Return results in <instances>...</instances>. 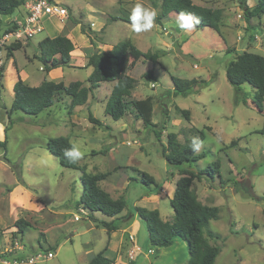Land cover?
I'll list each match as a JSON object with an SVG mask.
<instances>
[{
  "label": "rangeland",
  "instance_id": "obj_1",
  "mask_svg": "<svg viewBox=\"0 0 264 264\" xmlns=\"http://www.w3.org/2000/svg\"><path fill=\"white\" fill-rule=\"evenodd\" d=\"M55 1L69 9V22L73 26L78 23L71 17L90 26L91 22L94 25L101 23L107 14L106 21L103 22L105 27L92 45L82 47L76 44L82 50L86 48L85 55H90L93 48L98 47L97 42L102 34L106 44L114 45L131 39L142 52L165 51L157 63L140 58L128 69L135 80L128 99L156 97L151 121L160 122L165 112L168 117L158 140L152 128L145 127L131 112H127L119 120L105 115L100 100H92L95 102L92 103L91 113L108 128L95 125L89 127L84 110H81V114L77 113L74 120L70 119L69 97L64 94L37 116H29L21 111L13 112L11 124L6 118L5 106H0V119L4 122L0 121V140L5 137L7 139L5 155L8 160L3 159L5 151L0 147V264H4L1 261L4 253H9L10 249L15 251L14 239H19V235L14 234L18 219L27 223L19 243V246L24 245V255L37 251L54 252L52 258L40 259L36 264H83L89 260L85 249H81L83 238L87 236H80V232L87 227L88 222L84 218L86 212L75 206L82 193L80 172L58 163L46 148L49 138L70 133L71 142L84 153L79 164L84 165L91 173L108 172L106 181H103L104 188L114 196L121 192L120 178L122 181L126 179V175L134 178L135 180H129L125 191L122 190L127 207L133 209L135 202L147 190L135 171H145L158 182L168 180L173 186L179 177L178 167L166 162L161 154V145L166 142L169 132L177 133L178 139L184 141L198 137V131L203 133L204 144L197 152L203 156L196 162L185 163L183 166L198 170L215 160L220 165L219 172L211 174L213 178L195 180L198 198L205 204L219 208L218 218L210 220L208 226L220 235L217 241L220 252L215 264H264V137L256 132L264 129V109L259 111L252 104L253 88L249 84H243L242 91L236 92L225 75L227 63L238 53L251 51L264 55V14L247 21L240 7L243 0H192L199 5L222 9L223 17L218 32L209 27L185 32L178 27L179 15L171 12L160 22H155L150 31L137 34L131 30L130 24L121 21L112 23L111 16L129 17L137 2L149 7L152 5L150 0ZM152 6L159 12L158 7ZM11 16L0 18V33L10 25L11 21L7 19ZM49 25L55 27L58 23L51 20ZM46 34L51 35L53 32L43 31L26 43H20L21 47L11 50V55L8 53L11 44L0 46L1 66H4V70L6 67L4 81L7 91L9 80L16 81L18 69L26 71V83L30 81V84H39L43 79L51 78L35 57L39 54L37 39L41 40ZM12 55L15 62L10 61ZM73 55L81 56L79 52ZM148 70H152L154 81L143 77V73ZM85 71L83 68L67 69L62 80L66 84L82 80ZM171 75L185 79L202 78L208 81V85L186 97H169L173 87ZM50 80L58 81V78ZM104 83L110 85L108 82ZM106 92L105 86L102 93ZM102 93L99 95L101 100L104 99ZM108 95L109 93L107 97ZM161 95L165 99L157 98ZM6 97L5 102H9L13 99V94L9 100L8 95ZM177 107L189 110V119ZM7 124L9 129L5 132ZM75 135H81V138ZM94 136L100 137L101 141H92ZM105 148L113 151L111 157L107 156L108 151L99 152ZM126 162L130 166L125 171H112L113 163L124 165ZM111 179H117L119 185H115L118 188L112 189L111 184L106 188ZM243 185H252L259 200L248 196L242 189ZM144 204L146 203L142 201L139 203L140 206ZM159 208L164 216L168 214L172 218L173 210L168 198L161 200ZM73 213L79 216L78 220H74ZM97 215L101 214L98 212ZM100 232L97 229L88 234L98 245L94 252L101 250L100 245L104 244ZM103 235L105 237V231ZM135 240L141 252L136 254L134 264L187 262V244L180 238L168 247H153L149 244L148 236L145 237L141 230ZM149 248H152L153 253H147Z\"/></svg>",
  "mask_w": 264,
  "mask_h": 264
},
{
  "label": "trees",
  "instance_id": "obj_2",
  "mask_svg": "<svg viewBox=\"0 0 264 264\" xmlns=\"http://www.w3.org/2000/svg\"><path fill=\"white\" fill-rule=\"evenodd\" d=\"M23 1L0 0V17L19 13ZM244 1L240 3V7L245 20L249 21L252 17L264 14V0H256L253 6H248ZM150 2L159 8L156 23L167 17L171 12H175L178 15L184 12L191 13L200 20L196 28L209 27L216 32L219 31L223 17L221 8L199 5L192 0H160V3H158V0H150ZM111 18L112 20H122L130 23L128 17L111 16ZM71 19L80 24L81 32L86 34L91 43L98 36V33H102L103 29L94 31L83 21L74 17H71ZM8 29L9 27H6L4 31ZM20 47V43H12L9 46L8 53L11 55L13 50H17ZM38 47L39 54L35 55V57L41 62V67L45 72L54 68L68 66L71 59V51L74 50L72 41L62 34L53 37L45 36L38 42ZM164 52V50L142 52L129 39L114 44L107 51L92 50L87 59V65L92 67L86 79L88 85H84L80 80L66 84L61 80L43 79L38 85L32 86L17 76L13 85L12 102L8 108H4L8 123H12L10 118L13 112L21 111L29 116H37L42 111L50 108L55 100L63 94L69 97V114L75 106L85 104L90 93L102 82H110L112 87L104 105V114L113 120H119L127 112H131L137 119L142 121L145 127L152 128L154 135L160 140L161 129L164 128L168 116L165 112L162 114L160 122L153 123L151 121L155 112L153 101L156 97L128 99L131 96L135 81L128 73V69L140 58L157 63ZM3 72L4 66H1L0 77L3 76ZM225 75L227 81L236 92L242 91L243 84H249L253 88L252 104L259 111L264 109V55L251 51L238 53L227 63ZM143 77L146 80L154 81L152 70L144 72ZM170 78L173 87L172 92L168 95L169 97H186L189 94L199 92L208 85V81L202 78L185 79L174 75H171ZM1 81L0 89L3 87ZM159 97L165 99L163 95L157 96V98ZM177 110L186 119H189V110L178 107ZM87 118L89 123L95 126L108 128L100 119L94 117L91 112L88 113ZM8 129L9 125L7 124L4 127V131L6 132ZM256 132L264 137V129H259ZM198 133V137L202 140L203 133L201 131H198ZM192 139L188 138L180 141L177 133L169 132L166 136V142L161 145L163 158L168 164L178 167L179 173L173 195L169 199L170 206L173 209L171 220H163L156 208L147 209L134 206L133 209L127 210L128 203L124 194L113 198L109 192L99 185V182L107 177L108 172L91 173L79 162L70 163L63 155V151L73 145L68 135L49 138L46 142V148L56 157L61 166L80 172L82 193L80 199L76 202V206L86 209L88 217L97 226L105 227L107 232L110 233L118 228L119 223L135 213L146 228L151 246L165 248L172 245L176 238H180L186 242L188 249V259L184 264H215L216 257L220 252V246L217 244L220 235L210 230L208 226L210 220L218 218L219 208L205 204L198 198L195 180L200 181L205 177L213 178L211 174L214 171L219 172L220 165L215 160L212 164L198 170L184 167L185 163L196 162L203 156V154L192 149ZM6 144V137L0 140V147L4 148V151ZM106 151L107 149L105 148V150L99 152ZM5 153L6 151L3 154V159L8 161ZM135 172L147 189L157 191L161 188L162 182L156 181L149 173L137 170ZM130 179L135 180L131 177ZM242 189L248 196L259 200V197L255 196L253 192L252 185L248 187L243 185ZM124 209L127 210V213L117 217ZM96 212L115 218L109 221L99 219L94 215ZM26 226L27 223L23 219L16 220L15 227L17 230L14 231V234L19 235V239H21ZM112 262L113 259L106 255V248H104L83 264H111ZM134 263L133 260H130L127 264Z\"/></svg>",
  "mask_w": 264,
  "mask_h": 264
},
{
  "label": "crops",
  "instance_id": "obj_3",
  "mask_svg": "<svg viewBox=\"0 0 264 264\" xmlns=\"http://www.w3.org/2000/svg\"><path fill=\"white\" fill-rule=\"evenodd\" d=\"M246 3H247L248 6H253L256 3V0H252V3H250V0H247ZM149 7L153 8L152 5H149ZM97 12H100V11L97 10ZM101 12H103V11H101ZM15 15L13 14L7 20L8 21L9 20L12 21ZM68 16H69V14H68ZM106 17H107V14H106L105 17H103L104 18L103 21L101 23L97 24V25H94V23L91 22L90 26L92 27V29H94L95 31H99L101 29H104L105 26L103 27V22L106 21ZM0 18H2V16ZM7 20H6V22H7ZM51 20H55L58 23V25L55 26V27L53 25H51V27H50L49 22H51ZM69 20H70L69 17H66L64 19H58V18H54V17H47V18L44 19V30L43 31H47V33H48L49 31L52 30V32H53V34H51V35L50 34H46V36L53 37V36H56L58 34H62V35L67 36L72 41V43L74 45V50L71 51V59H70V61L68 63V66L54 68V69L46 72V74H49L51 76L50 79H53V77H55V78H58V81H59V80L63 79V77L65 75V70L71 69V68H83L86 71H85L84 78L82 80H80V81H82L84 85H88L86 79H87L88 75L90 74V72L92 70V67L87 65L88 55H85V53H84V50L86 48L82 50L81 47H76V44L82 45V47H86L87 46L86 44L92 45L94 40L91 43L89 38L85 34L81 33L80 24H76V26H73L72 23L69 22ZM117 21H121V22H123L124 24H127V25L130 24V23H127V22L122 21V20H112V23H116ZM129 40L131 41V39H129ZM39 41H40V39H37V44H38ZM96 42L97 41H95V43ZM97 44H98L99 48L97 46L96 47L98 48L99 51L110 50L112 48V46H113L112 44H106L104 42L103 34L101 35V39H100V41L97 42ZM94 49L95 48H93V50ZM76 52H79L81 54V56L73 55ZM13 58H14V56L10 58V61L12 60L13 62H15V59L13 60ZM11 70H12V68H11ZM14 72H15V70H14ZM5 74H6V67H5V70H4L3 80L1 79L2 82H3L2 83L3 87L0 89V106H3V107L5 106V108L6 107L8 108L10 106L12 100H10L9 102H5V99L7 98L6 96L8 95V100H9V97H11V95L13 94V85H14L15 81L11 80V79L9 80V84H8L9 87H8V91H7L6 87H5V81H4L5 80ZM16 75H18L21 79H23L26 82L28 81V77H27L26 71L23 72L21 69H18V74H16ZM77 80H79V79H77ZM108 83L110 85H106V83L102 82L97 88H95L93 90V92L90 93V95H89V97H88V99H87L85 104L75 106L74 109L71 111V113H69L70 119L72 118L74 120V118L76 117L77 113L81 114V112H82L81 110H84V111H86V113H84V116L86 117V121H87L88 113L91 112V108L93 107L92 103L95 102V101H99V100L102 101L103 110H104V105H105V102L107 100V94L110 93V90H111V87H112V83H110V82H108ZM28 84L29 85H38V84H30V81H29ZM105 86L107 88V92L106 93H102V90H103V88ZM101 93L104 94V99L103 100L99 99V95ZM93 99H95V101H92ZM0 121L4 124L2 119H0ZM102 123L105 124L104 122H102ZM92 125L93 124H91V123L88 124L89 127H92ZM1 127L2 126H0V128ZM68 136L71 137V134L69 133ZM75 136L81 138V135H75ZM92 141H101V139H100V137L96 138L94 136V137H92ZM106 149L108 151L107 152V156L111 157L112 156L111 152H113V151H110V149H108V148H106ZM128 166H130L128 162H126L124 165L113 163L112 171L115 170V169L117 171H120V172L123 169L125 171V168L128 167ZM104 180H101L99 182V185L103 189H105L104 188L105 186H104V183H103ZM116 180L117 179H111L107 183L106 188H108V185H110V184H111L110 186H111L112 189L118 188L116 185H119V184H118V182ZM129 180H130V176H128V175H126V179L124 181H122L121 178H120L119 181H121V184H120L121 192L119 194H116L115 196L112 195L109 192L110 195L113 198H117L119 195H122L123 192L125 191L126 187L129 184L128 183ZM170 185H171L170 182L168 180H166V181H164L162 183L161 188L159 190H157V191L147 189L146 191L143 192L142 196L140 197V200L135 202L136 203L135 206L145 207L147 209L156 208V209H158L159 215H160V217L163 220H171L172 218H169L168 214H167V216H164V214L161 212V210L159 208L160 202H161V200L164 197L170 199L172 197V195H173L175 184L173 183V186L172 185L170 186ZM122 190H123V192H122ZM141 201H142V203L145 202L146 204H144V205H146V206H144V205L140 206L139 203ZM148 205H151V206H148ZM75 206H76V204H75ZM74 208H76V207H74ZM77 209H79L80 211H83V212L85 211L86 212V214L84 215V218H85V220H87L88 223H87V227L85 229H83L82 232H80V236L81 235H86L87 236V237L83 238L81 249H85V251H84L85 255L87 257H89V260L95 255V253H97V252H94V249L98 248V245H96V243L93 241V239H90L88 234H92L95 230L100 229L101 230L100 238H101V236H102V238H104L103 239L104 244L102 243L100 246L102 247V249L106 248V255L113 259V262L111 264H127L130 260H133L135 262L136 254L141 252V249L138 247L137 241L135 240V236L138 235L141 232V230H143V234H144L145 237H146V235L148 236V234L145 233V232H147L146 228L144 227L143 223L140 221L139 217L135 213L132 214L128 219H126V220L122 221L121 223H119V226H118V228L116 230H113L110 233H108L105 227L97 226L88 217V214H87L88 211L86 209L82 208L81 206L78 207ZM127 210H131V209L127 208ZM127 210L124 209L117 217L125 215L127 213ZM97 213L98 212L94 213V215L97 218H99V219H103V220L109 221V220L115 218V217L105 216V215H103L100 212L99 213L101 215L98 216ZM73 214H74V216H78L75 213H73ZM88 218L90 220H88ZM78 219H79V216H78ZM78 219H74V220H78ZM103 231H105V237L103 235ZM177 239L178 238H176L174 241H176ZM101 250H99V251H101ZM149 250H152V248H149L147 250V253H153V250H152V252H148ZM89 260H87L86 262H88ZM170 264H175V261L174 262L172 261Z\"/></svg>",
  "mask_w": 264,
  "mask_h": 264
},
{
  "label": "built area",
  "instance_id": "obj_4",
  "mask_svg": "<svg viewBox=\"0 0 264 264\" xmlns=\"http://www.w3.org/2000/svg\"><path fill=\"white\" fill-rule=\"evenodd\" d=\"M21 11L17 13L8 25L9 29L0 33V46L12 43H26L44 30V19L54 17L64 19L68 17V9L55 0H24ZM2 60H0V66ZM78 219V216H74ZM13 249L4 253L1 261L4 264H36L40 259H48L54 256L53 251L24 255V245L19 243L21 239H14ZM148 252H152L149 250Z\"/></svg>",
  "mask_w": 264,
  "mask_h": 264
},
{
  "label": "clouds",
  "instance_id": "obj_5",
  "mask_svg": "<svg viewBox=\"0 0 264 264\" xmlns=\"http://www.w3.org/2000/svg\"><path fill=\"white\" fill-rule=\"evenodd\" d=\"M157 16L158 12L156 9L137 2L132 7L128 17L131 30L137 34L150 31L154 27ZM199 23L200 20L191 13L181 12L178 16V27L185 32L195 30ZM203 144L204 141L199 137H193L191 147L194 151H199ZM63 155L70 163H76L84 157V153L76 144L65 149Z\"/></svg>",
  "mask_w": 264,
  "mask_h": 264
},
{
  "label": "water",
  "instance_id": "obj_6",
  "mask_svg": "<svg viewBox=\"0 0 264 264\" xmlns=\"http://www.w3.org/2000/svg\"><path fill=\"white\" fill-rule=\"evenodd\" d=\"M95 51H97V48H95Z\"/></svg>",
  "mask_w": 264,
  "mask_h": 264
}]
</instances>
